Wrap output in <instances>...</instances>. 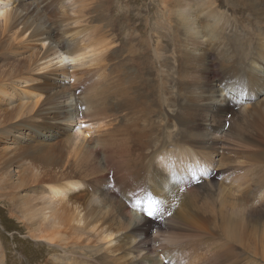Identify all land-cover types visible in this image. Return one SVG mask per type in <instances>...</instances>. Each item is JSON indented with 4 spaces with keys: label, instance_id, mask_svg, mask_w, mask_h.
I'll use <instances>...</instances> for the list:
<instances>
[{
    "label": "bare ground",
    "instance_id": "obj_1",
    "mask_svg": "<svg viewBox=\"0 0 264 264\" xmlns=\"http://www.w3.org/2000/svg\"><path fill=\"white\" fill-rule=\"evenodd\" d=\"M49 1L18 0L16 11L5 18V12L12 10L13 4L10 0H0V50L15 54L12 51L14 47L26 49L28 44L40 45L39 53L30 58L27 69L28 73L34 71L45 78L62 71L63 66L61 70L53 66L63 65L66 61L74 63V69L81 71V74H87L85 70L99 61L110 63L107 54L114 48H92L91 44L83 47L76 38L57 30L50 18ZM223 1L182 0V9L189 7L178 16L179 24H183L185 31L184 53L187 62L192 64L191 58L197 54L189 46L195 37H200L204 45L214 47L221 56L215 60L207 56L209 64L203 63L202 68H199L201 73L196 77L193 76L195 71L184 73L187 78L184 96H188L191 102L183 108V112L180 110L175 118L172 117L174 120L165 115L162 117L157 104L143 95L150 92V88L142 94L131 88L138 74L125 71L121 65V73L116 70L118 76L113 81L109 99H105H108L107 104L103 102L94 108L91 105L84 108L81 93H77V87L69 85L67 78H64L67 76L61 73L59 77L63 78L55 80L63 82L64 88L60 93L64 95L56 96L55 92L57 107L55 105L47 109L52 100L50 98L44 97L45 100L41 101L44 88L50 86L48 81H43V86H39L40 93L32 91V109L24 113L19 111L21 114H16L20 118L18 123H13L14 126L11 124L8 130L0 131V181H5L8 190L6 194L0 192V199L3 204L4 200L8 201L9 209L13 210L10 211V217H16L21 222L19 233L27 236L26 240L21 241L25 245L16 248L22 251L20 255L16 254L21 259L17 264H26L29 258L25 256L24 249L29 248L33 249L38 264H172L169 261L173 264H189L186 259L190 258L195 248V244H191L193 240H212L214 250L203 256L221 262H224L225 253L239 247L236 245L240 242L238 233L235 230L229 233L227 223L223 218L220 221L216 214L223 215L221 208L206 202L217 198L220 192L212 198H206L202 205L206 214H201L196 220L181 209L184 206L185 211L190 208L197 210V191H204L211 196L216 175L195 182L183 179L180 185L175 181L190 172L195 175L197 171H205L201 170V163L220 156L218 149L224 143L216 137L217 133L225 132L226 125H220L219 116L215 114L224 103L233 105L238 113L235 120L232 117V122L227 119L224 121L235 126H229L228 136L237 135L238 140L244 142L250 127L251 134L257 129L264 133V0H230V12L221 11ZM71 2L76 4L77 0ZM98 2L92 0L91 17ZM161 15L167 20L171 16L169 11ZM31 18H37L38 22L34 23ZM103 24L106 28L110 27L107 20ZM232 24L237 25L238 29L232 31ZM128 37L133 42L132 36ZM126 44L128 46L123 50L126 56L132 57L140 52L134 49L133 43ZM109 45L111 42L105 46ZM156 49L157 46L153 50L149 44L153 66L156 64ZM201 51L200 55H204ZM247 58H250L251 64L244 67ZM55 60L58 62L54 63ZM219 60L222 63L219 64ZM216 65L218 67L213 69ZM150 71H153V67ZM159 74L161 85L158 98L163 105L161 96L168 84L162 81L165 73L161 70ZM71 77L76 80L75 76ZM2 86L1 96L7 98L17 92L16 86L10 87L13 93H9L8 86ZM225 91L231 98L224 96ZM51 94L46 96L50 97ZM13 97L17 98L16 95ZM243 97L247 100L245 105L240 102L244 100ZM253 100L258 102L253 105ZM21 108L24 107L21 105ZM5 115L4 120L13 117ZM39 115L45 118L39 121ZM63 123L66 124L65 128L60 126ZM170 127H177L176 136L173 131L170 132ZM164 129L165 135L161 136ZM39 136L42 138L34 140ZM169 145H172L171 148L164 150L161 156L160 150ZM150 151L154 152L150 154ZM156 152L152 164V156ZM167 156H173L174 159L170 160ZM161 160L163 164L167 162L168 166L172 165L170 170L175 172L180 164H189L191 168L187 167L183 173L178 171L180 176L172 172L167 174L168 166L163 169L158 167ZM147 167L152 168L146 172L149 177L145 180L149 186L144 188L143 199L139 203L132 200L124 202L123 195L121 198L105 184L111 170L117 183L128 177L131 180L138 179L137 187L132 186L133 190H129L132 198L141 187L140 181L143 179H139L140 172ZM93 182L97 193L94 191L93 195H87V189L91 186V189L94 188ZM149 208L158 211H155L154 216H148L145 211L140 215L142 209ZM249 209L254 210V206L248 208L243 219L248 217ZM221 225L222 234L219 235ZM3 236L0 230V264H16ZM220 236L224 241L217 244V240H221ZM182 250L185 258L180 255ZM245 250L248 251V247L243 243L233 264H243Z\"/></svg>",
    "mask_w": 264,
    "mask_h": 264
},
{
    "label": "rangeland",
    "instance_id": "obj_2",
    "mask_svg": "<svg viewBox=\"0 0 264 264\" xmlns=\"http://www.w3.org/2000/svg\"><path fill=\"white\" fill-rule=\"evenodd\" d=\"M10 1L13 4L11 6L12 11L15 12L16 5H18V0ZM71 1L73 0L49 1L50 18L55 23L53 25H55V27L61 34H67L76 38L78 43H80L83 47L89 46V44H91L92 48H114V51L107 54L111 59V62L105 63L107 64V66H105L103 62L99 61L85 70L88 71L87 74H81V71H76L77 69H74V67L76 66L74 63H72L71 61H66L63 65L59 64L58 66H53L57 70H61L63 66L64 68L62 69V71H58L55 74L51 73L53 74L52 77L49 76L50 78H45L41 76L42 74H36V72L34 71H30L28 73L27 69L30 58L35 57L36 54L39 53L40 45L38 46L37 44H34L33 46V44H28V48L26 49L21 47H14V50L12 51H14L15 54H7L1 49L0 80H2V82H0V89H2V85L8 86L9 93H13V91L10 90V87L13 88V86H16L17 92L16 94L14 92L12 96H8L7 98L3 95H0V131L5 129L8 130L9 128L7 127H9L11 124L18 123L20 118L16 116L17 113H24L27 112L28 109H32L30 104L33 102V97L31 95L32 91L35 93H40L39 86H43V81H48L50 86L44 88L45 92L43 94V97L41 98V101H44L46 98H50L52 100L49 102L47 109L55 105L57 107L56 96L64 95L60 93V91H62L64 88L63 84H61L63 82L55 80L56 78H63V76L59 77L61 73L64 76H67L64 78H67L66 80L68 84H72L77 87V93H81L82 106L84 108H87L90 105L94 108V106L100 105L103 102L107 104V100L109 99L108 96L111 91L110 89L113 86V81L117 79L118 76L116 70L120 71L121 65L125 67V71L135 72L136 74H138L136 80L133 79L131 88L137 89L140 94L150 88V92L143 95L150 97V100L153 103L157 104V109L161 110L162 117L165 115L166 118L171 117L170 120H174L175 115L179 114L180 110L182 111L184 107L189 106L191 102L188 96H184V86L187 80V78H185V74H187V71H195L193 72V76L196 77L201 73V69L199 68H202V64H209V62H207V56H209L211 60H215L221 56L218 55L214 47L207 44L204 45V43L202 42L203 40L200 39V37H195V40L193 39L192 41H190L189 46L192 47L193 50L195 49L194 51L197 52V54L194 55L193 58H191L192 64L191 62H187L184 53V47L186 44V39L184 36L185 31L183 29V24L182 26L181 24H179L178 16L182 12H186L189 7H185V9H182V0H99L96 11L92 15V17L90 14L92 0H77L76 4ZM195 2L196 1H194V3ZM231 3L232 2L230 0H224L221 4V11L230 12L229 6L231 5ZM76 7L80 9V11H78ZM164 11H169V14L171 15L168 20L166 17L161 15ZM235 11H237V9ZM30 20L34 23L38 22L37 18H31ZM104 20H107L110 23V27H104ZM231 28L232 31H235V29H238V26L232 24ZM133 35H135V37ZM128 36H132L131 40H133V42L130 41V37ZM108 42H111V45L105 46ZM127 42L133 43L134 49H138L140 50V52L138 51V54L135 56L133 55L132 57L126 56V54L123 53V50L125 49V47L127 48ZM150 43L153 47V50L155 46H157L156 64H154L155 67L153 66V55L149 52ZM146 48L148 49L146 50ZM200 48H202V51ZM200 51L203 52L204 55H200ZM50 54L51 53L49 51L48 55ZM49 58L51 59V57ZM249 60L250 58L246 59V65L244 64V67L250 66L251 60ZM56 62H58V60H55L54 63ZM218 62L219 64L222 63L221 60H219ZM217 65L213 66V69L218 67ZM151 67H153V71H150ZM85 68L86 67H83V69ZM160 69L165 73V78L162 81H165L168 84L167 90L163 91V96H161L162 100L164 101L163 105L160 103V100L158 98V95L160 94L159 86L161 85V77H159V72L161 71ZM156 70H158V73ZM71 76H75L76 80L72 79ZM10 84H12V86ZM140 86L143 87L141 88L142 90H138ZM25 92H28V94L25 95ZM55 92H57L56 96ZM48 93H52L50 97L46 96ZM155 94H157V96H155ZM223 94L224 96L230 97V95L227 94V91H225ZM13 95H16L18 100L17 98H14L15 96L13 97ZM106 98L108 99L105 100ZM243 98L244 100L240 102L243 103L242 105H245L247 100L245 97ZM236 99L237 98H235V100ZM251 102L253 103V105H255V103H257L258 101L253 100ZM167 103L172 107H168ZM21 105L24 108H21ZM222 107L225 109H223ZM38 108L39 106L36 107V109ZM233 108V105H227V103H224L223 105H221L222 110L220 109L218 112H216V114L214 113L215 115L219 116L217 118H219L218 121L220 125H226L225 132H221V134L217 133L218 136L216 137L217 140L224 143V145L220 146L218 149L220 156L218 155L216 158H211V160L208 161L206 159L205 163H201V170L205 171H197V173L194 175L192 174L193 172L187 174L189 173V171L187 170V175L185 176L186 178L184 177L179 180L176 179L175 181L178 182V185H180V182H182L183 179H189L186 180V182H192L194 178H197L199 176H204L206 174L216 175L213 180L215 188L213 189L214 192L211 196H209L204 191H197V193H199L198 195L196 193V202L199 205V208L197 210L190 208L188 211H185L184 206H181V209L183 210L184 214L189 212L192 219L196 220L201 216V214H206L205 209L202 208L203 202L206 201V198H212L214 195L220 192L217 198L208 199L206 202H209L210 205H214L216 208H221L223 215H220L218 213L216 214L219 217L220 221L223 218L227 223L229 233L232 230H235L238 233L240 242L236 245L239 247H235L236 250L232 252L225 253L224 263L203 256L214 250L212 240L208 238L197 239L196 241L193 240L191 244H195V248L191 252L190 258L186 259L189 264L198 262L200 264L201 262H203L204 264H233L240 252V248L242 247L243 243L248 247V251L245 250L243 264H264V199H262L260 195L261 193H264V133L259 129H253L254 133L251 134L252 128L250 127L251 129L248 128V130L246 131V140L244 142L238 140L237 135L231 137L228 136L227 134L229 132V126L232 122V117L235 120L238 116V113ZM36 109H34V111ZM21 110H23V112ZM5 114L13 117L9 120H4L3 116H7ZM44 118V115L38 116L39 121ZM226 119L231 120V122L229 123L226 121V123H224ZM242 120L243 122H245L243 118ZM51 121L56 122L57 120L51 119ZM61 125H63L64 127V125L66 124L63 123L60 124V126ZM2 127H4V129ZM231 127L235 126L231 125ZM172 131L173 133H175V136L178 134L177 127L176 129L175 127H170V132ZM161 132V136L165 135L166 129L162 130ZM41 138L42 136H39L38 138H34V140ZM171 146L172 145L162 148V150H160L161 156L164 155V150L171 148ZM158 152L153 154V159L151 162L152 164L154 163V158ZM152 153L150 151V154ZM166 158H169L170 160L174 159L173 156H167ZM159 164L160 166L158 167L162 169L163 167L168 166L167 162L163 164V160H161ZM171 167L172 165L167 167V174H170V172H172L171 174L180 176V173L186 172L187 167L190 169L191 165L180 164L179 167L176 168L178 169L176 172L175 170H170ZM149 169L152 168L147 167L146 170L140 172L141 176L139 175V179H143L142 181H140L141 187H139L140 190L137 194H134L132 198L129 196V190H133L132 186L133 188L137 187L138 179L131 180L128 177L124 179L123 182L117 183L115 182L117 178H114V172L111 170L108 172V180L111 183L109 182L108 184L107 180L105 184L111 190L113 189V193L119 194L120 197L122 195L126 197H121L123 201L125 200L124 202H127L129 200L134 201V203H136V201L140 202V200L143 199L142 196L144 194V188L149 186L148 182L145 180L146 177H149V175L146 174ZM178 171H180V173H178ZM209 176H207V178ZM207 178L206 176H204L202 179ZM4 182L5 181H0V186L2 183V185H4L3 187L1 186L2 189L0 192L6 194L8 190H6L7 186H5L6 184ZM125 183L127 184L125 185ZM92 184L94 190L91 189V186L86 191L87 195H93L92 192L94 191L95 193H97L94 182ZM110 184L113 185L111 186ZM123 192L125 193V195ZM126 192L128 195L126 194ZM1 201L2 200L0 199V230L4 234L3 237L9 246V249L11 251L9 252L13 257V261H15L17 264V262L20 263L21 259H19L20 257L18 258L16 254L20 255L22 251H17L16 248L18 245L20 246V248L25 245L21 241L26 240L27 236L25 234L19 233L18 228L22 225L21 222L16 217H10V211L13 210L11 208L9 209L8 201L4 200L7 204L6 205L4 203L7 206V209H5L4 204ZM251 205L254 206V210L249 209L250 211L248 217L243 219L244 215L247 214L248 208ZM144 211L147 212L146 209H142L140 215L143 214ZM189 221L193 224L191 220ZM221 234L222 225L219 230V235ZM13 239H15V241H13ZM220 239L221 240H217V244H221L224 241L221 236ZM31 245L34 247L37 246L33 243H31ZM242 251L244 252V250ZM24 252L25 256H28L29 258V260L24 259L27 261L26 264H38L35 256L33 255V249H24ZM183 254L184 250L181 251L180 255L182 256ZM182 257L185 258L184 255ZM169 262L173 264V262Z\"/></svg>",
    "mask_w": 264,
    "mask_h": 264
},
{
    "label": "clouds",
    "instance_id": "obj_3",
    "mask_svg": "<svg viewBox=\"0 0 264 264\" xmlns=\"http://www.w3.org/2000/svg\"><path fill=\"white\" fill-rule=\"evenodd\" d=\"M11 13H12V10H11V9L7 10V11L5 12V18L10 17ZM209 175H211V174H206V175H204V176L207 177V176H209ZM204 176H199V177H197V178H194L192 182L197 181V180H200V179H202ZM260 195H261V198L264 199V193H261Z\"/></svg>",
    "mask_w": 264,
    "mask_h": 264
},
{
    "label": "snow or ice",
    "instance_id": "obj_4",
    "mask_svg": "<svg viewBox=\"0 0 264 264\" xmlns=\"http://www.w3.org/2000/svg\"><path fill=\"white\" fill-rule=\"evenodd\" d=\"M137 203H139V201H137ZM155 211H158V209L153 210L152 208L147 209V215L148 216H154L155 215Z\"/></svg>",
    "mask_w": 264,
    "mask_h": 264
}]
</instances>
